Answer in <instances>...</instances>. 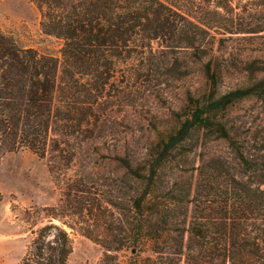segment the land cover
I'll return each instance as SVG.
<instances>
[{
  "label": "rangeland",
  "instance_id": "1",
  "mask_svg": "<svg viewBox=\"0 0 264 264\" xmlns=\"http://www.w3.org/2000/svg\"><path fill=\"white\" fill-rule=\"evenodd\" d=\"M168 1L206 30V35L198 30L201 58L188 44L169 48L157 41L152 51L147 44L139 47L145 56L116 63L90 129L69 140L60 138L58 146L51 139L44 158L29 149L0 150V264H22L45 226L68 233L73 246L68 264H101L105 250L95 238L103 239L119 221L127 223L131 199L141 186L116 158L145 174L158 146L194 119L199 102L213 92L219 98L264 79V0ZM41 18L31 0H0L1 30L20 47L61 63L64 42L42 31ZM189 28L197 31L191 24ZM221 126L231 141L222 137ZM240 152L264 157V95L218 111L208 127L196 125L167 156L158 191L194 190L210 174L229 171L242 177ZM161 197L168 198L166 193ZM48 233L47 242L54 245L56 231ZM134 251L115 253L117 263H125Z\"/></svg>",
  "mask_w": 264,
  "mask_h": 264
},
{
  "label": "trees",
  "instance_id": "2",
  "mask_svg": "<svg viewBox=\"0 0 264 264\" xmlns=\"http://www.w3.org/2000/svg\"><path fill=\"white\" fill-rule=\"evenodd\" d=\"M31 1L41 12L42 31L64 42L62 62L20 47L0 28L3 154L29 149L44 158L51 139L58 146L60 138L69 140L90 129L95 107L116 74V63L145 56L139 47L147 44L152 51V44L160 41L169 48L188 44L198 58L204 53L196 43L198 30L204 35L206 30L168 0ZM206 73L216 86L210 65ZM263 95L264 79L219 98L213 92L207 101L198 103L193 120L182 123L161 142L156 156L147 161L145 174L127 159L116 158L141 186L131 199L127 223L119 221L107 231L109 236L95 238L105 250L101 264H118L115 253L124 248L135 251L123 264H264V157L240 152L242 177L228 171L206 176L194 190L159 192L157 188L167 156L196 125L208 127L218 111ZM220 131L231 141L224 126ZM163 193L168 197L165 202L161 201ZM52 229L56 231L54 245L47 242ZM72 252L65 230L45 226L22 264H68Z\"/></svg>",
  "mask_w": 264,
  "mask_h": 264
}]
</instances>
